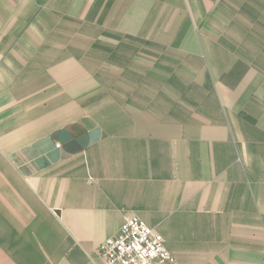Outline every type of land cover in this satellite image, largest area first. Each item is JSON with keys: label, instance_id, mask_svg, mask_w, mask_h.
I'll return each mask as SVG.
<instances>
[{"label": "crops", "instance_id": "0c3cea01", "mask_svg": "<svg viewBox=\"0 0 264 264\" xmlns=\"http://www.w3.org/2000/svg\"><path fill=\"white\" fill-rule=\"evenodd\" d=\"M69 7L81 15L75 30L87 24L106 35L92 40L95 50L74 54L68 47L79 37H59L49 59L55 66L44 63L41 78L115 79L119 64L101 74V62H130L134 54L177 62L181 45L189 61L237 69L226 70L216 89L204 86L215 101L201 117L189 103L172 104L165 116L164 97L149 109L127 86L135 97L122 106L91 104L93 112L72 119L67 103L37 112L34 64L20 76L33 79L12 96L0 72V264H104L100 245L131 216L163 236L176 264H264V0H73ZM165 48L170 58L155 57Z\"/></svg>", "mask_w": 264, "mask_h": 264}, {"label": "rangeland", "instance_id": "374dc122", "mask_svg": "<svg viewBox=\"0 0 264 264\" xmlns=\"http://www.w3.org/2000/svg\"><path fill=\"white\" fill-rule=\"evenodd\" d=\"M62 1L63 3H61ZM72 1L0 0V72L4 73L5 96H12L11 92L14 87L15 89L20 88V91L23 87H27V83L33 78L20 76H23L22 73L27 71V66L34 64L37 73L34 79L36 89L35 101L37 112L40 111L39 113L49 111L50 107L55 108L60 103H67L68 117L72 119L88 112H93L88 106L91 104L104 103L102 105L107 106L112 103H118V105L122 106V103L130 101V96L135 97V95L129 94L126 91V89H129L127 86H131L133 91H137L138 95L141 94L143 99L147 98L149 109L154 104V101L161 102L164 97L161 111L165 116L173 112L171 110L172 104L178 105L182 109L188 107L189 103L195 107L192 110L195 113L193 116L201 117L204 111L202 108L206 105L212 107L211 105L215 101L213 98L215 95L210 91L216 89L218 86L217 81L221 80L220 76L224 75L226 70L237 69L234 66L236 65L234 62L189 61V56L183 55L186 53L185 50L189 49L188 45H181L180 51L182 55L179 56L180 59L177 62L162 60L154 62L143 61L140 60L138 54L132 55L131 63L128 61L101 62L99 64L100 71L98 72L101 74L103 69H108L109 66L113 67V65L118 66L119 64L116 72L120 77L115 79L106 76L107 74H105V77L100 75L101 77L99 78L72 77L70 75L62 79L55 78L54 76L51 78H41L38 76L40 74L39 70L43 69L44 63L45 66L48 64L47 61L49 59L53 60L56 57L54 55L55 51L61 48L59 42L56 40L59 37L72 34L74 38L79 37L80 43L78 45L76 43L68 47L70 49L69 54H74L75 50L80 51L84 49L85 52L95 50L92 40L103 38V35H106V30L102 27L92 30L87 24H80L84 26L83 30H75V19L81 15L75 14L70 9L71 7L69 6L72 4ZM137 7L138 10L139 6ZM89 15L86 17V20L91 22L92 19H90ZM136 16L139 20V15L136 14ZM100 25H102L101 22ZM90 26L92 25L90 24ZM138 33L140 32H134V34ZM198 33H201L200 30H197ZM51 37V42H47ZM138 37L140 38V35ZM180 41L182 42L183 40ZM190 49L193 48L190 47ZM168 50L170 51V48H165V54L161 53L159 56H154L159 59H162L163 56L170 58L172 55L167 54ZM195 50L197 55L203 54L202 46L196 45ZM44 51L48 52V54H44ZM48 55L51 58H48ZM81 63H84V60ZM50 64L53 67L55 66L54 62ZM69 64L73 66L75 63ZM85 65H88L85 68L91 69L89 62H85ZM237 65L239 68L241 63ZM127 73L131 76L126 75ZM230 83L228 88L234 90L236 82ZM142 85H147L156 92L145 93L141 91L140 93L139 87ZM206 85H212V88L205 91L207 94H204V86ZM60 87L66 88L68 93H60ZM16 96L19 99V94ZM20 96L23 95L21 94ZM197 98L198 101L195 102L193 99ZM223 102L224 104L233 105L230 104V100H224ZM157 104L161 107V103ZM221 106L224 108V105ZM96 107L94 106V108ZM120 110H116V115H120ZM105 111L108 112L109 110ZM241 112L244 113V110L241 109Z\"/></svg>", "mask_w": 264, "mask_h": 264}, {"label": "built area", "instance_id": "2783aa9c", "mask_svg": "<svg viewBox=\"0 0 264 264\" xmlns=\"http://www.w3.org/2000/svg\"><path fill=\"white\" fill-rule=\"evenodd\" d=\"M99 251L104 264H176L163 236L137 216L126 218L119 233Z\"/></svg>", "mask_w": 264, "mask_h": 264}]
</instances>
